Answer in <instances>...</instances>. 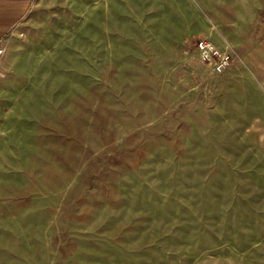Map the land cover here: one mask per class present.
Returning <instances> with one entry per match:
<instances>
[{
	"label": "rangeland",
	"instance_id": "rangeland-1",
	"mask_svg": "<svg viewBox=\"0 0 264 264\" xmlns=\"http://www.w3.org/2000/svg\"><path fill=\"white\" fill-rule=\"evenodd\" d=\"M18 31L0 264H264V0H38Z\"/></svg>",
	"mask_w": 264,
	"mask_h": 264
},
{
	"label": "crops",
	"instance_id": "crops-1",
	"mask_svg": "<svg viewBox=\"0 0 264 264\" xmlns=\"http://www.w3.org/2000/svg\"><path fill=\"white\" fill-rule=\"evenodd\" d=\"M37 3L38 0H0V46L4 50L16 40L18 30ZM226 47L219 49L225 50Z\"/></svg>",
	"mask_w": 264,
	"mask_h": 264
},
{
	"label": "built area",
	"instance_id": "built-area-1",
	"mask_svg": "<svg viewBox=\"0 0 264 264\" xmlns=\"http://www.w3.org/2000/svg\"><path fill=\"white\" fill-rule=\"evenodd\" d=\"M196 49L201 62L213 73H223L231 64L232 57L228 50H220L209 38H200L196 43ZM4 54V48L0 46V58Z\"/></svg>",
	"mask_w": 264,
	"mask_h": 264
}]
</instances>
